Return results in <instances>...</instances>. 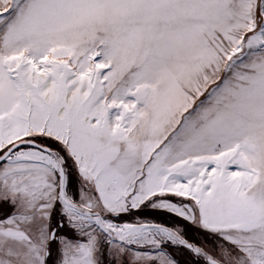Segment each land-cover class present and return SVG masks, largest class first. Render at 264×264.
<instances>
[{"label": "snow or ice", "instance_id": "obj_1", "mask_svg": "<svg viewBox=\"0 0 264 264\" xmlns=\"http://www.w3.org/2000/svg\"><path fill=\"white\" fill-rule=\"evenodd\" d=\"M0 264H264V0H0Z\"/></svg>", "mask_w": 264, "mask_h": 264}, {"label": "trees", "instance_id": "obj_2", "mask_svg": "<svg viewBox=\"0 0 264 264\" xmlns=\"http://www.w3.org/2000/svg\"><path fill=\"white\" fill-rule=\"evenodd\" d=\"M134 216L136 215L133 214L131 216H124V217H121L120 219L121 221L123 220L132 221ZM140 216L142 218H149L155 222L166 224L169 226L175 224L176 221L179 219V218L172 216V214H169L166 212H151L148 210H146L144 213H141ZM176 258L182 262H186L189 260L190 257L187 253H176ZM192 259H194V257Z\"/></svg>", "mask_w": 264, "mask_h": 264}, {"label": "rangeland", "instance_id": "obj_3", "mask_svg": "<svg viewBox=\"0 0 264 264\" xmlns=\"http://www.w3.org/2000/svg\"><path fill=\"white\" fill-rule=\"evenodd\" d=\"M173 199H176V198H173ZM141 218H142V217H141ZM135 219H136V216L133 217V220H132V221H134ZM142 219L148 220V219H146V218H142Z\"/></svg>", "mask_w": 264, "mask_h": 264}, {"label": "crops", "instance_id": "obj_4", "mask_svg": "<svg viewBox=\"0 0 264 264\" xmlns=\"http://www.w3.org/2000/svg\"><path fill=\"white\" fill-rule=\"evenodd\" d=\"M146 219H148L149 221H153V220H151V219H149V218H146Z\"/></svg>", "mask_w": 264, "mask_h": 264}, {"label": "water", "instance_id": "obj_5", "mask_svg": "<svg viewBox=\"0 0 264 264\" xmlns=\"http://www.w3.org/2000/svg\"><path fill=\"white\" fill-rule=\"evenodd\" d=\"M155 222V221H154ZM156 223H158V222H156Z\"/></svg>", "mask_w": 264, "mask_h": 264}]
</instances>
